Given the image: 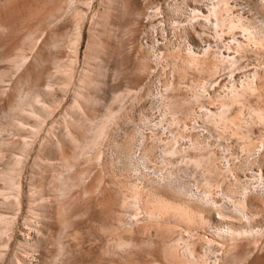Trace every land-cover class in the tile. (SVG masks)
I'll list each match as a JSON object with an SVG mask.
<instances>
[{
	"label": "rangeland",
	"instance_id": "rangeland-1",
	"mask_svg": "<svg viewBox=\"0 0 264 264\" xmlns=\"http://www.w3.org/2000/svg\"><path fill=\"white\" fill-rule=\"evenodd\" d=\"M215 1L0 0V264H264V2Z\"/></svg>",
	"mask_w": 264,
	"mask_h": 264
},
{
	"label": "bare ground",
	"instance_id": "bare-ground-1",
	"mask_svg": "<svg viewBox=\"0 0 264 264\" xmlns=\"http://www.w3.org/2000/svg\"><path fill=\"white\" fill-rule=\"evenodd\" d=\"M227 0H216L215 1V3H212L211 4V6L208 8V14L204 17L203 15L201 16L202 18L204 17V20L206 19L207 21H212L213 20V26H214V28L217 30V29H220V30H223V29H227L228 31H231V30H233L234 31V29H236V28H241L242 29V32L245 34V33H247L248 35H250V36H253L254 34H252V32L247 28V27H245L244 26V24L243 23H241V21L240 20H237V21H232L231 19V21H227V17H223V15H225L224 13H227V12H224V11H226L227 10V6H229V4L227 5V3H228V1L226 2ZM261 1H263L264 2V0H261ZM264 6V5H263ZM224 12V13H223ZM192 13H193V15H194V17H195V15H197L196 13H197V11L195 10V9H193L192 10ZM200 14V13H199ZM199 14H198V17H199ZM198 17H195V18H198ZM238 19H240V18H238ZM224 33V32H223ZM246 34V35H247ZM248 38H250L249 36H247ZM253 38V37H252ZM193 57H195V56H193ZM194 60H195V58H193ZM225 59V58H224ZM224 59H222V61L224 60ZM198 59H197V57H196V60L195 61H197ZM190 62V61H189ZM191 63H192V61H191ZM193 64V63H192ZM195 64V63H194ZM196 65V64H195ZM250 83V82H249ZM247 85V84H246ZM250 84H248V86H249ZM253 85V84H252ZM255 87V86H254ZM254 87H251V88H248V89H250V90H253V92H254ZM243 88V87H242ZM244 88H246V87H244ZM247 89V88H246ZM247 89V90H248ZM235 90V89H234ZM233 90V91H234ZM235 91H238V89L237 90H235ZM241 91H243V90H241ZM245 91V90H244ZM249 91V90H248ZM252 92V91H251ZM240 93V92H239ZM239 93L237 92H235L234 94H235V96L233 95V93H232V95L234 96H231V97H233V101L234 100H236L237 101V99H238V97L241 95L242 96V94H240L239 95ZM246 93V92H245ZM245 93H243L244 95H245ZM240 96V97H241ZM197 97V96H196ZM230 97V99H231V101H232V98ZM243 97V96H242ZM198 98V97H197ZM226 101L228 100L229 101V98L227 99H225ZM225 101V102H226ZM230 102V101H229ZM235 102V101H234ZM234 102H233V104H234ZM224 103V102H223ZM237 103V102H236ZM226 104H228V103H226ZM224 105V104H223ZM223 107H227L226 105L225 106H223ZM229 107H230V105H229ZM226 109V108H225ZM224 109V110H225ZM230 109V108H229ZM228 110V109H227ZM223 111H221L220 113H219V115H217V117L219 116L220 118H222L223 117V113H222ZM225 112V111H224ZM220 114H222L221 116H220ZM226 115V114H225ZM224 115V116H225ZM211 116V115H210ZM215 117H216V115H215ZM216 117V118H217ZM218 117V118H219ZM257 117L261 120V118H263L262 120H264V113L262 114V113H257ZM219 118V119H220ZM210 119V118H209ZM208 119V120H209ZM214 119V118H213ZM227 119V116H226V118H225V120ZM214 120H216V119H214ZM221 121H224L223 120V118L220 120V122ZM216 123H218V122H216ZM175 152V151H174ZM168 155H169V153H167ZM172 155H174L173 154V151H172V153H171ZM198 162V161H197ZM209 197V196H208ZM209 199V198H208ZM245 203V202H244ZM242 204V203H241ZM242 206V205H241ZM191 253H192V251H191Z\"/></svg>",
	"mask_w": 264,
	"mask_h": 264
}]
</instances>
